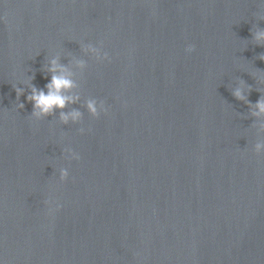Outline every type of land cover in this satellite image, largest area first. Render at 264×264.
Listing matches in <instances>:
<instances>
[{"label":"clouds","instance_id":"1","mask_svg":"<svg viewBox=\"0 0 264 264\" xmlns=\"http://www.w3.org/2000/svg\"><path fill=\"white\" fill-rule=\"evenodd\" d=\"M257 19L264 20V15H257ZM252 38L259 46L264 47V28H257L252 33ZM88 49L92 52H97L96 48L88 46ZM195 50L194 44H188L185 51L187 53H191ZM107 56V54H105ZM260 60H264V53H262L259 57ZM110 60V57H108ZM77 65L80 68H84L86 66L84 61L78 60ZM47 71L51 73L50 81L45 85L47 92L43 89H38L34 84L29 83L31 88L30 93L27 95L26 99L28 102L32 103V112L30 114V118L35 119L36 121L41 120L43 118L55 115L56 111L59 110V119L63 124H68L69 121L72 123H81L83 120V113L78 109H72L69 112H65L64 110L71 103H76L79 101L80 97L78 95L71 94L72 89L76 87L75 81L71 78L72 73L68 70L66 65H62L59 63V58H52L49 61V66ZM34 79V77H31ZM259 82L264 83V72L259 74L257 77ZM241 84H244V81H240ZM13 89L16 92L17 100H19L20 96L25 94V90L18 85H13ZM247 90L250 93L252 91V87L247 85ZM261 91V90H258ZM232 95L240 101H246L251 107V101H247V96L245 95L244 89L237 87L232 89ZM18 109H24V103H18ZM85 108L89 115L93 118H98L102 112H107L108 109L105 107V103L103 101L98 102L96 99H88L85 102ZM255 108L258 109L257 112L253 113V115L264 114V91H262L261 98L258 99L255 103ZM79 131L81 133L84 132L83 128H80ZM254 150L257 154L264 153V142H257L254 146ZM67 153V159H75L79 160L80 156L75 153L71 148H65L63 150ZM69 176V172L65 168H61L59 170V179L60 181L67 180ZM46 204H50L51 201L45 200ZM59 205H57V208ZM51 211V209H50Z\"/></svg>","mask_w":264,"mask_h":264}]
</instances>
